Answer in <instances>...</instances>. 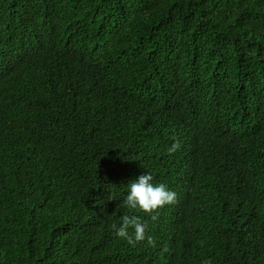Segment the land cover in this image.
Instances as JSON below:
<instances>
[{
	"label": "trees",
	"instance_id": "1",
	"mask_svg": "<svg viewBox=\"0 0 264 264\" xmlns=\"http://www.w3.org/2000/svg\"><path fill=\"white\" fill-rule=\"evenodd\" d=\"M206 262L264 264V0H0V264Z\"/></svg>",
	"mask_w": 264,
	"mask_h": 264
},
{
	"label": "clouds",
	"instance_id": "2",
	"mask_svg": "<svg viewBox=\"0 0 264 264\" xmlns=\"http://www.w3.org/2000/svg\"><path fill=\"white\" fill-rule=\"evenodd\" d=\"M178 145H173L175 150ZM154 177L146 172L132 180L127 185L125 203L130 209H138L144 213H152L165 205H171L176 200V193L167 188L163 183H153ZM112 230L119 238H123L129 245H135L146 239L147 224L135 215L122 216L119 224H113ZM131 229V234L129 230ZM149 242L150 241V238ZM209 264V262H206Z\"/></svg>",
	"mask_w": 264,
	"mask_h": 264
}]
</instances>
